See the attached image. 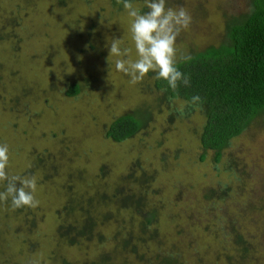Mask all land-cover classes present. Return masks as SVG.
Wrapping results in <instances>:
<instances>
[{"label":"rangeland","instance_id":"1","mask_svg":"<svg viewBox=\"0 0 264 264\" xmlns=\"http://www.w3.org/2000/svg\"><path fill=\"white\" fill-rule=\"evenodd\" d=\"M130 2L142 13L148 11L147 0ZM168 7H183L192 18L175 42L179 59L220 43L225 21L243 19L248 0H166ZM131 23L116 0H0V145L9 149L8 175L34 176L39 200L37 207L20 210L12 209L11 201L0 202V264H89L99 251L95 240L74 246L57 241L56 226L64 214L56 212L67 200L65 182L98 206L102 194L110 195L125 181L132 189L141 187L133 180L143 173L151 175L145 198L156 213L159 244L171 250L177 264L236 260L230 241H222L218 230L222 205L209 207L208 215L201 213L200 199L189 210L185 207V200L219 184L230 188L229 211L253 204L251 218L240 227L260 252L242 264H264V208L257 207L264 200V119L254 120L224 150L223 156L234 160L231 167L243 173L236 187L225 161L214 165L210 151L204 162L198 160L197 111L182 115L183 102L160 98L150 77L133 85L116 70L117 59L138 58ZM114 38L131 50L127 56L108 53ZM73 82L79 92L65 95ZM123 114L134 115L139 129L121 142L106 139L108 123ZM43 151L57 158L44 172L30 164ZM128 174L132 176L124 179ZM186 184L191 189L179 191ZM175 195L182 198L177 203ZM107 206L113 215L98 226L104 235L102 251L114 245L111 236L118 223H129L114 203L104 202L100 210ZM156 245L149 242L140 250L161 255ZM111 255V264H120L117 253ZM129 264L142 263L131 258Z\"/></svg>","mask_w":264,"mask_h":264},{"label":"trees","instance_id":"2","mask_svg":"<svg viewBox=\"0 0 264 264\" xmlns=\"http://www.w3.org/2000/svg\"><path fill=\"white\" fill-rule=\"evenodd\" d=\"M185 56H189L190 59H182ZM185 56L177 59V67L190 77L189 86L180 83L177 89L173 90L166 81L156 79L155 72L150 71L147 77L152 79V89L160 92V98L183 102L182 115L197 111L200 117L197 131L198 160L204 162L206 152L210 151L212 163L218 165L220 161H225L224 166L228 169L233 182L235 180L236 187H239L237 182L239 183L238 178L243 177L242 170L235 165L231 167L233 158L230 160L223 154L231 141L242 134L254 120L264 119V0H248V11L243 19L226 20L223 40L220 43L208 45ZM63 92L67 96L76 95L79 92V85L73 82ZM194 95L201 98L197 105L190 103ZM139 127L140 122L134 115L123 114L108 123L103 136L113 142H121L131 137ZM56 160L55 155L43 151L30 160V164L32 168L44 167L42 171L44 172L49 168L46 166ZM30 171L31 168H28L27 172ZM131 176L132 174H128L124 179ZM150 179L151 175L145 176L143 173V177L140 175L133 180L142 183L141 187L132 189L125 181L110 195L102 194L99 197L102 200L100 206L104 202L114 203L117 213H127L126 218L129 220L126 226L125 222L118 223L111 236L114 245L107 251H102L101 243L104 235L98 226L111 219L112 207L107 206L101 211L97 201L92 197L85 198L72 183L65 182L67 200L56 212L58 215L64 214L56 226L57 241L74 246L95 240L99 251L89 264H111L112 253H117L120 264H129L131 258L142 264H177V259L171 250L167 251V248L164 249V244L163 246L159 244L156 213L145 198V188L149 185L146 181ZM6 183L0 181L1 188L5 189ZM191 185L186 184L183 188H179V191H187L191 189ZM179 193L181 192L177 195ZM177 195L174 197L176 199L174 203L182 199L181 194L176 197ZM231 195L229 186H220V184L208 186L201 191L198 198H194L196 196L194 195L185 200V207L189 210L193 205L192 202L196 200L197 203L200 199L198 203L203 207L201 213L208 215L210 212L206 210H209V207L212 209L213 206L221 204L222 206L217 209L218 230L223 235L222 241H230L235 251L236 260L231 264H242L244 258L248 261L253 260L252 256L260 252L259 249V252L256 250L257 247L250 244L240 227L247 218H251L253 204L245 205L237 212L229 211L226 201ZM260 203L262 204H258V209L264 208V200ZM202 207L194 206V208ZM234 208L232 206V209ZM131 223L137 228L135 233ZM162 241L166 242V240ZM149 242L158 243L156 250L158 248L163 253L159 255L157 252L156 255L150 256L141 252L140 248L146 247ZM103 248L105 249V244ZM63 264L68 263L63 262Z\"/></svg>","mask_w":264,"mask_h":264},{"label":"clouds","instance_id":"3","mask_svg":"<svg viewBox=\"0 0 264 264\" xmlns=\"http://www.w3.org/2000/svg\"><path fill=\"white\" fill-rule=\"evenodd\" d=\"M122 4L132 18L130 31L137 53L136 60L117 59L115 68L130 77V83L135 85L153 71L156 79L167 82L169 88L175 90L182 83L190 85V77L177 67V52L175 42L181 30L191 24V15L180 7L166 8V0H147V12H141L134 7L130 0H116ZM121 41L114 38L109 46L108 53L116 57H124L131 51L121 48ZM182 59H190L185 56ZM201 98L198 95L191 97L190 103L197 105ZM9 149L6 144L0 145V181H6L4 191H0V202L11 201L12 209L22 207L35 208L39 200L34 196L37 189L36 178L19 175L9 176L6 169L9 164Z\"/></svg>","mask_w":264,"mask_h":264}]
</instances>
